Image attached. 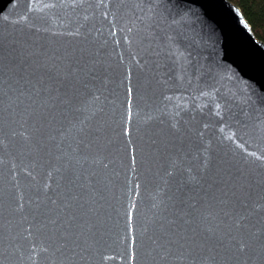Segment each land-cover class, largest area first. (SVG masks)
Masks as SVG:
<instances>
[{
    "label": "water",
    "instance_id": "95a60500",
    "mask_svg": "<svg viewBox=\"0 0 264 264\" xmlns=\"http://www.w3.org/2000/svg\"><path fill=\"white\" fill-rule=\"evenodd\" d=\"M0 264H264V42L229 0H0Z\"/></svg>",
    "mask_w": 264,
    "mask_h": 264
},
{
    "label": "trees",
    "instance_id": "16d2710c",
    "mask_svg": "<svg viewBox=\"0 0 264 264\" xmlns=\"http://www.w3.org/2000/svg\"><path fill=\"white\" fill-rule=\"evenodd\" d=\"M239 7L257 39L264 42V0H229Z\"/></svg>",
    "mask_w": 264,
    "mask_h": 264
}]
</instances>
